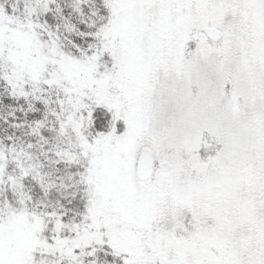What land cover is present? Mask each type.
Listing matches in <instances>:
<instances>
[{
    "label": "snow or ice",
    "instance_id": "6c2138e0",
    "mask_svg": "<svg viewBox=\"0 0 264 264\" xmlns=\"http://www.w3.org/2000/svg\"><path fill=\"white\" fill-rule=\"evenodd\" d=\"M0 264H264V0H0Z\"/></svg>",
    "mask_w": 264,
    "mask_h": 264
}]
</instances>
